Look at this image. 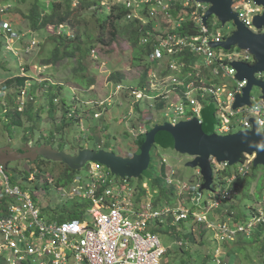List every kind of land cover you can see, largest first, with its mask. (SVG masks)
<instances>
[{"label": "built area", "instance_id": "obj_1", "mask_svg": "<svg viewBox=\"0 0 264 264\" xmlns=\"http://www.w3.org/2000/svg\"><path fill=\"white\" fill-rule=\"evenodd\" d=\"M120 4L133 9L129 19L140 11H143L142 20L145 12L151 19L147 18V23L143 24L152 23L153 30L147 31L141 41L143 46L153 49L148 57L151 67L153 63L156 66L165 59L168 61L161 71L162 79L155 87L135 89L119 86V91H125V96L134 104L150 100L146 91L159 93L155 100L169 104L168 108L174 110V117L167 121L172 125L195 117L202 122L203 110L213 104L218 135L252 130V119L258 123L259 131H264V93L261 88L258 87L261 90L259 99L252 97L251 93L252 106L234 109L236 98L244 95L248 80L237 79L238 71L233 64L254 66L257 59L249 50L238 46L231 50L212 47L214 43L225 42L233 33L226 36L219 30H213L212 17L205 24L204 17L211 5L196 0H124ZM233 11L249 30L264 33L254 25L255 17L264 11L255 0H234ZM155 18L163 21L161 31L154 26ZM3 27L4 31L12 30L9 23H4ZM189 54L198 55L202 63L199 66L185 63L182 58ZM176 57L181 61L171 59ZM255 77L264 81V72L257 73ZM239 116L244 119L240 120ZM237 124H240V129H237ZM255 158L256 155H245L237 164L238 169L226 175L224 171L232 166L212 158L214 174L222 175L225 182L220 198L206 203L205 212L167 205L160 210H138L131 200L138 190L133 189L130 179L118 178L104 166L91 163L87 166L89 176L86 179L75 178V186L70 190L75 200L84 199L89 207L82 219L65 222L42 216L29 191L14 185L8 171L0 165V176L3 177L0 183V254L9 251L5 264H70L71 260L73 264L74 261L76 264H161L167 250L151 228L165 225L168 219L173 223L190 219L205 224L225 244L240 237H252L264 225V202L252 209L251 218L235 227L230 224L231 217L226 221H209L207 216L212 209L223 206V202L234 200L238 193L235 183L238 177L251 173ZM162 163L167 164V159L163 157ZM168 170V184H179L180 192L194 194L201 189L203 179L200 171V182L188 184L175 177L173 168L168 167ZM34 171L41 172L38 168ZM58 186L61 192H65V186ZM36 240L44 244L35 245ZM180 245L183 246L182 243ZM220 251L218 249L217 254ZM217 254V264H229Z\"/></svg>", "mask_w": 264, "mask_h": 264}, {"label": "rangeland", "instance_id": "obj_2", "mask_svg": "<svg viewBox=\"0 0 264 264\" xmlns=\"http://www.w3.org/2000/svg\"><path fill=\"white\" fill-rule=\"evenodd\" d=\"M123 1L103 0L100 5L106 7L108 11L112 4H120ZM32 3L33 0L17 3L18 11L14 17L10 15L11 12L6 14L5 11L14 8V4H0V14H4L3 20H0V148L10 146L14 150H19L27 145L30 147L43 144L51 145L53 142L50 137L52 131H55L54 147L58 149L62 146L64 152L70 155L77 156L82 149L94 150L93 147L97 143L99 150L106 146L109 152L115 151L123 157H131L138 149L136 144L138 137L148 133L156 125L168 123L167 121H171V117H174L175 113L174 110L168 108L169 104L155 100L159 93L151 91L145 92L150 100L140 101L138 103L139 111H137L135 108L137 105L133 103L132 99L125 96L127 95L125 91H119L118 87L135 89L147 86L155 87L162 79L161 71L167 65L168 60L161 61V65L156 64L155 66L153 63L152 67H148L146 64L134 67L132 64L133 48L127 40L119 38L111 46L98 45L87 60L88 76L94 77L96 84L85 90L74 80L73 61L67 60L55 66L42 65L46 50L52 48L49 40L51 35L55 32L61 34L69 29L60 27L50 28L39 33L31 32L29 21L23 18V14H28ZM85 15L89 21L88 27L92 29L94 23L90 16L91 13H85ZM142 15L143 11H140V14L138 12L135 16L141 19ZM10 17L14 19V22ZM128 20L131 21L129 18ZM128 20H125L123 24H126ZM146 20L143 18V23H147ZM212 22L213 30H219L226 36L235 31V26L232 23L223 25L217 16L212 17ZM4 23H9L12 26V30L7 31L11 33L8 39L3 30ZM153 23L154 26H157L156 30H162L160 25L163 24V21H157L155 18ZM86 29L83 28L82 31ZM92 32L95 36L97 35L96 31ZM68 34L73 36L75 32L69 31ZM171 59L181 61L179 57ZM182 60L192 66H199L202 63L196 54H189ZM148 71V78H146L145 73ZM116 72H121L125 76V82L111 81L112 74ZM17 77H26L31 81L28 82V88L24 89L21 96L16 95L14 86L6 90L7 82ZM50 85L64 87L59 100L66 99L69 106L67 110H63L61 103H58L59 112L56 119L50 117L48 103L43 94L49 90ZM30 91H34V94L28 96ZM260 95L261 90L255 87L252 97L259 99ZM29 99H35L32 102L33 118L24 115L21 128L8 129L7 115L18 107L20 111L25 110L24 105ZM65 111L69 112L66 117L64 116ZM36 114H40L42 118L37 129L35 127L38 124L36 123ZM96 114H99V118L96 117ZM239 119L243 120L244 117L239 116ZM240 128V124H237V129ZM27 136L29 139L28 142H25ZM151 152L153 172L160 169L163 157L167 159L168 163L164 164L167 168L164 175L167 184L168 167L173 168L175 177L185 183L198 184L200 182L199 170L187 166L191 161L189 156L161 148H153ZM44 161L47 163L43 165L41 172L39 171L40 174L36 173L35 169L30 172L31 165L26 161L10 164L7 171L13 184L28 190L37 208L41 211V215L49 220L54 217V213L62 216L67 213L64 211L65 209L76 208V200L70 190L72 186H75V178L86 179L89 176V169L88 167L84 168L75 174L73 172L65 173L63 165L54 161ZM237 169V165L233 168L229 167L226 172L224 171V175ZM257 173L258 179L252 185L250 197L244 200L240 195L231 203L237 207L234 215L230 218V224L233 227L251 218L252 208L258 207L264 202V168L259 167ZM244 179L239 183L243 184ZM59 181L65 184V192L59 190ZM2 182L3 177L0 176V183ZM224 182L223 176L215 172L212 189L202 192L201 189H198L194 194L180 192L179 184H168L172 188H169L172 190L169 197L174 201L172 206L205 212L206 203H213L220 198ZM239 183H235L238 190L241 189ZM130 184L133 189L138 190L131 199L136 209L160 210L167 205V195H161L158 189L153 188L154 185L150 181L143 185L146 188L143 191L138 189L140 181L130 180ZM222 204L223 206L221 205L220 208L212 209L208 213L209 221L212 219L214 221L227 220L224 218L227 217L226 214L231 204L227 205L225 202ZM87 219L90 220V217L87 216ZM171 220H167L170 225H155L154 228H151V230L156 229L159 232V239L167 250L166 255L161 259V264H217L218 249L221 250L217 254L219 258L229 264H264V236L260 239L256 236H253L254 238L241 237L243 241L236 239L225 244L205 224H199L190 219L174 223ZM34 244L43 245L44 242L36 240ZM233 249L235 251L231 254L234 255H231L229 251ZM8 253L7 250L0 254V264H4V258H9ZM70 264H73V260L70 261ZM74 264H76L75 261Z\"/></svg>", "mask_w": 264, "mask_h": 264}, {"label": "water", "instance_id": "obj_3", "mask_svg": "<svg viewBox=\"0 0 264 264\" xmlns=\"http://www.w3.org/2000/svg\"><path fill=\"white\" fill-rule=\"evenodd\" d=\"M196 1L211 5L204 17L205 24H208L211 17L217 16L223 25L232 23L235 26L232 36L225 42L212 44L213 48L222 47L231 50L232 47L238 46L241 49L249 50L257 59V64L254 66L245 63L233 64L238 71L237 79L248 80L244 95L236 98L234 109L252 106L253 88L257 86L264 93V81L255 77L257 73L264 72V33L252 32L239 20L238 14L233 11L234 0ZM255 3L264 8V0H255ZM254 25L259 30H264V11L262 15L255 17ZM202 118V122L195 117L177 125L171 123L156 125L148 133L138 137L136 140L138 149L131 157L119 156L103 149H82L77 156H74L51 145L43 144L35 147L27 145L19 150L8 146L0 148V165L8 170L12 163L22 161L35 163L39 159H43L62 163L77 172L94 163L109 169L118 178L140 181L143 177L149 178L148 171L152 162L151 151L157 145L161 149L174 150L191 158L187 166L200 171L203 179L201 192L211 190L214 185L212 158H216L219 163L228 162L233 167L241 162L243 156L256 155L253 167L255 169L264 168V131H259L255 119L251 120L252 130L221 136L215 132L217 117L213 104L203 110Z\"/></svg>", "mask_w": 264, "mask_h": 264}, {"label": "trees", "instance_id": "obj_4", "mask_svg": "<svg viewBox=\"0 0 264 264\" xmlns=\"http://www.w3.org/2000/svg\"><path fill=\"white\" fill-rule=\"evenodd\" d=\"M27 0H0L1 5H9L14 4V8H9L6 11L10 13L12 17L18 11L17 3L19 2H26ZM103 0H52V1H44V0H33L31 9L29 10L28 14H23V18L29 21V25L31 28V32L39 33L45 31L50 28H68L64 33L57 34L56 32L53 33L50 37V44L52 46L51 49L46 50V55L43 58L42 65L45 66H55L64 61H73L74 68H73V76L75 82L80 85L83 89L88 90L96 84V79L92 76H88V67H87V60L91 56L92 51L98 46H111L119 38L127 40L133 48V55H132V64L134 67H139L142 64H146L148 67L152 65L149 63L148 57L152 53L153 49L151 46H143L141 44L143 36L147 33V31L153 30V24L149 23L147 25L143 24V21L140 19L132 18L131 21L128 20V16L133 15V9L127 8L118 3H114L110 6L109 10H106V7H102L100 4ZM91 13V19L93 21L92 29L88 27L89 21L86 19L85 13ZM19 13V12H18ZM176 14V13H173ZM9 15V16H10ZM11 20L14 22V19ZM145 19L150 17L148 13L145 12L144 16ZM4 14H0V20H3ZM125 20L126 24H123ZM151 20V19H150ZM83 28H87L85 31H82ZM69 31H74L75 35L70 36L68 34ZM92 31H96V36ZM5 35L7 39L10 38L11 33L5 31ZM29 72V70H27ZM149 71L145 73L146 78H148ZM144 76V77H145ZM111 81L115 83H122L125 82V76L121 72H116L112 74ZM28 78L26 77H17L14 80H10L7 82L6 90H8L11 86H14V90H16V95H22L24 89L28 88ZM64 90V87L61 85H50L49 90L46 93H43L49 107V114L52 119H56V115L59 112L58 103H61L62 109H68V102L66 99L59 100L61 97V92ZM34 94V91H30L28 96ZM35 99L28 100L25 103V110L20 111L19 107L16 108L15 111L10 112L7 115V120H9L8 129H19L22 127V117L24 115H29L33 118V105L32 102ZM17 105V103H16ZM32 105V106H31ZM137 111H139L138 104H136ZM209 106V105H208ZM207 106V107H208ZM215 107V106H214ZM62 110V111H63ZM69 113L68 111L64 112V116ZM42 121L41 115L36 114V129L39 127ZM68 125V124H67ZM66 125V126H67ZM50 140L53 142L51 146L54 147L55 143V131H52ZM29 137L25 138V142H28ZM142 140V138H141ZM141 140H139L141 142ZM50 145V144H49ZM62 145V144H61ZM55 148V147H54ZM64 147L60 146L58 150L64 151ZM155 149H160V146H154ZM94 150H99L97 147V143L93 147ZM103 150H107L105 146ZM108 151V150H107ZM113 153L117 154L115 151ZM121 156V155H119ZM152 157V152H151ZM244 158V156H243ZM31 165V169L29 170L32 172L34 169L42 170L43 165L45 162L42 159H39L37 162L32 163L27 161ZM153 157L152 162L149 166V178H142L140 180V186L138 189L146 190L143 185L150 181L153 184V188L158 189L161 195H167V205H174V201L170 199L169 194L172 192V188L164 180V175L166 171L165 165L162 163L160 169H157L156 172H153L154 166ZM64 165L62 163H59ZM102 166V165H101ZM65 173H76V171H72L68 166L65 165ZM258 168H252V171L249 175L245 177H238L236 183H239L242 179H244L243 184L239 183L241 189H237V195L234 196V200L242 195L243 199H247L250 197V192L252 185L258 179ZM230 175V174H228ZM153 179V181H152ZM135 180V179H131ZM139 181V180H137ZM48 185V184H47ZM58 185L64 186L65 184L61 181L58 182ZM170 188V189H169ZM174 191V190H173ZM174 195V194H173ZM233 201V200H232ZM232 201H226L225 204L229 205ZM76 208L75 209H65L64 211L67 212L62 216L58 213H54V219L59 222L70 221L73 219H82L85 214V209L89 207L88 201L84 199H76ZM84 209V210H83ZM237 209L234 205L231 204L229 207V211L227 212L224 219L230 218L234 215V211ZM253 209V208H252ZM238 215V214H237ZM236 215V216H237ZM239 217V215H238ZM172 221V220H171ZM169 224L170 223H166ZM173 227V226H170ZM154 228V227H153ZM152 232L158 235V231L156 229H152ZM159 236V235H158ZM256 238H261L264 236V225L260 226L255 234ZM252 236V237H253ZM254 238V237H253ZM240 241L243 239L238 238ZM264 247V243H263ZM235 249L232 251L230 250V254L234 253ZM234 255V254H231ZM5 259V258H4ZM5 264V260H4Z\"/></svg>", "mask_w": 264, "mask_h": 264}, {"label": "flooded vegetation", "instance_id": "obj_5", "mask_svg": "<svg viewBox=\"0 0 264 264\" xmlns=\"http://www.w3.org/2000/svg\"><path fill=\"white\" fill-rule=\"evenodd\" d=\"M26 162H27V161H26ZM66 166H67V165H66ZM63 167H64V170H65V168H66L65 165H63Z\"/></svg>", "mask_w": 264, "mask_h": 264}, {"label": "crops", "instance_id": "obj_6", "mask_svg": "<svg viewBox=\"0 0 264 264\" xmlns=\"http://www.w3.org/2000/svg\"><path fill=\"white\" fill-rule=\"evenodd\" d=\"M54 219V218H53ZM54 220H56V219H54Z\"/></svg>", "mask_w": 264, "mask_h": 264}]
</instances>
